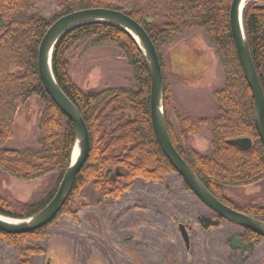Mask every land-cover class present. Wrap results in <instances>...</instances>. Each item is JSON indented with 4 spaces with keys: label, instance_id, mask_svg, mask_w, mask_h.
<instances>
[{
    "label": "trees",
    "instance_id": "1",
    "mask_svg": "<svg viewBox=\"0 0 264 264\" xmlns=\"http://www.w3.org/2000/svg\"><path fill=\"white\" fill-rule=\"evenodd\" d=\"M230 3L231 0H150V9L164 20L147 23L143 7L126 6L118 0H56L48 15L38 11L30 0H0L4 21L0 28V173L26 182L50 179L35 201L19 202L0 192V214L25 218L40 211L54 196L69 166L75 130L41 82L38 49L55 20L89 8L122 11L141 24L150 37L162 71L163 113L168 135L179 155L213 196L224 201L223 195L231 188L264 180V146L254 124L252 92L231 35ZM242 23L264 94V0L246 4ZM193 30L203 33L223 75L222 86L213 92L217 108L210 117H195L175 106V96L165 78L163 50ZM82 43L114 47L129 68L132 86L101 89L78 86L71 76L69 54ZM51 65L58 85L86 124L89 152L67 200L52 221L22 234L0 231V242L14 251L16 264H33L32 257L43 254L38 244L48 236L53 221L61 216L78 220L81 206L77 200L87 187L96 195L95 204H101L108 199H121L137 179L160 183L176 172L153 129L151 80L144 58L125 30L102 22L74 27L57 41ZM32 100L39 106L34 143L23 148L7 147L6 143L18 132L19 114L30 107ZM202 127L209 134L211 155L200 153L190 144V137ZM239 137L251 140L249 150L228 143ZM230 199L234 200L231 196ZM234 204L238 210L264 221L263 199Z\"/></svg>",
    "mask_w": 264,
    "mask_h": 264
},
{
    "label": "rangeland",
    "instance_id": "2",
    "mask_svg": "<svg viewBox=\"0 0 264 264\" xmlns=\"http://www.w3.org/2000/svg\"><path fill=\"white\" fill-rule=\"evenodd\" d=\"M30 1L45 15L56 2ZM120 1L126 6L143 7L144 17L152 22L164 20L162 15L157 18L150 9V0ZM162 55L165 78L175 96V106L195 117L214 115L217 104L213 92L222 86L223 75L203 33L193 30L185 34L163 50ZM69 61L71 76L83 89L132 86L129 68L114 47L82 43L72 49ZM38 110V104L32 100L30 107L19 114L18 132L6 143L7 147L23 148L34 143ZM172 122L176 125L173 119ZM190 144L204 155L212 153L205 127L190 137ZM49 183V177L26 182L0 173V192L19 202L35 201ZM227 194L239 205L264 200V180L231 188ZM95 200L96 195L90 187L81 192L77 200L81 206L78 220L61 216L53 221L48 227V236L38 244L43 254L33 256V264H190L171 217L186 216L188 205L195 212L203 209L192 194L183 190V180L178 173L169 174L160 183L137 179L119 200L108 199L101 204H95ZM227 234L214 229L205 236L200 235L205 243L194 247L203 259L196 258L195 264H204L208 253L215 256L214 253L223 247ZM17 262L14 251L0 242V264Z\"/></svg>",
    "mask_w": 264,
    "mask_h": 264
},
{
    "label": "water",
    "instance_id": "3",
    "mask_svg": "<svg viewBox=\"0 0 264 264\" xmlns=\"http://www.w3.org/2000/svg\"><path fill=\"white\" fill-rule=\"evenodd\" d=\"M245 1L231 0L229 25L242 71L252 92L254 124L259 139L264 146V94L250 55L242 23L244 7L253 0ZM144 19L147 23L152 22L150 18L144 17ZM94 22L110 23L121 27L137 44L151 80L150 115L153 129L160 147L175 171L182 177L196 197L218 215L264 236V222L236 212L222 204L205 188L194 171L179 155L170 140L164 120L162 71L154 44L141 24L128 14L111 8H89L65 14L49 26L41 39L37 59L40 79L47 94L72 122L75 130V143L69 166L52 199L40 211L29 217L11 218L0 214V231L22 234L40 228L52 221L67 200L75 177L88 157L89 136L86 124L78 109L58 85L53 74L51 60L54 47L64 33L74 27ZM3 26L4 21L0 14V28ZM129 117L130 115H128ZM228 143L239 147L241 150L251 148V140L248 137L230 139ZM202 220L213 225L216 224V221L210 218L203 217ZM181 235L187 245L188 235L186 231L182 230Z\"/></svg>",
    "mask_w": 264,
    "mask_h": 264
},
{
    "label": "flooded vegetation",
    "instance_id": "4",
    "mask_svg": "<svg viewBox=\"0 0 264 264\" xmlns=\"http://www.w3.org/2000/svg\"><path fill=\"white\" fill-rule=\"evenodd\" d=\"M183 190L188 194H192L203 209L195 212V209L188 205L186 216L174 215L171 217L172 223L176 226L178 234L184 243L186 255L190 260V264H195L194 261L196 258H199L200 260L203 259L201 254L200 256L198 255L200 251H198L197 247H194H200L201 244L205 243L203 239L200 238V235L205 236L214 229L226 231L228 234L225 237L223 247L214 253L215 256L212 257L210 253L205 255L204 264H210L211 260L214 261L213 264H264V236L256 233L248 227L234 223L218 215L215 211L210 209L200 199H198L189 187L186 189L184 187V183ZM223 197L224 201L218 199L217 197L216 198L226 207L258 221L264 222L253 215L238 210L234 204L236 203V200L234 201L230 199L228 194L223 195ZM160 213L162 214V212ZM203 217L216 221V224L213 225L207 223L205 220H202ZM226 229H229V231ZM182 230H185L188 235L187 245L181 235Z\"/></svg>",
    "mask_w": 264,
    "mask_h": 264
},
{
    "label": "bare ground",
    "instance_id": "5",
    "mask_svg": "<svg viewBox=\"0 0 264 264\" xmlns=\"http://www.w3.org/2000/svg\"><path fill=\"white\" fill-rule=\"evenodd\" d=\"M246 1H248V0H246ZM246 1H245V2H246ZM2 216H4V215H2ZM4 217H6V216H4Z\"/></svg>",
    "mask_w": 264,
    "mask_h": 264
}]
</instances>
